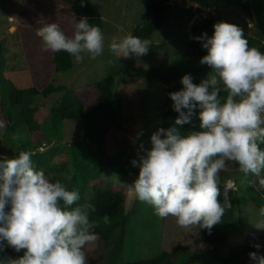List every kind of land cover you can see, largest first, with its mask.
Masks as SVG:
<instances>
[{
  "label": "clouds",
  "instance_id": "9594fccd",
  "mask_svg": "<svg viewBox=\"0 0 264 264\" xmlns=\"http://www.w3.org/2000/svg\"><path fill=\"white\" fill-rule=\"evenodd\" d=\"M73 22L72 36L56 22L37 28L45 50L67 52L78 63L85 55L101 56L105 47L101 29L90 25L87 17L77 22L73 16ZM213 29L212 36L204 32L190 37L206 50L199 63L211 71L199 84L193 83L191 74H184L183 87L168 94L178 115L170 127L151 134L150 149L139 145L143 154L131 161L139 168L138 176L128 185L157 217L171 216L183 229L198 226L209 234L232 207L228 190L223 192V203L218 199L220 174L229 162L245 176L259 178L258 187L264 188V52L250 47L243 29L235 24L221 21ZM150 47V40L129 34L113 38L109 50L117 57H135L139 63ZM222 92L226 97H221ZM194 116L198 129L193 125L183 134L182 127L192 124ZM142 135L141 130L133 143ZM11 138L17 141L20 136ZM32 156L31 151L12 158L0 156V253L8 247L23 251L16 258L0 257V264H89L85 249L100 238L94 231L97 222L90 219L95 206L79 203L77 190L51 181L34 166ZM258 215L261 219L252 225L264 231V207ZM102 219L104 224L110 222L107 215ZM252 246L257 251L248 253L250 261L264 264L261 245Z\"/></svg>",
  "mask_w": 264,
  "mask_h": 264
},
{
  "label": "rangeland",
  "instance_id": "374dc122",
  "mask_svg": "<svg viewBox=\"0 0 264 264\" xmlns=\"http://www.w3.org/2000/svg\"><path fill=\"white\" fill-rule=\"evenodd\" d=\"M99 6L103 18L105 37L104 52L96 59L85 55L83 62L71 57V66L56 70L52 62L53 52L45 50L36 29L44 23L56 22L66 35L74 32L73 16L69 5L59 0H0V87L15 89L36 87L41 89L51 83L64 85V89L47 95L34 94L31 106L34 111L24 113L22 120L11 130L0 129V156L12 158L21 151H31L35 163L46 158L49 166L45 171L56 180L64 183L69 190H77L81 199L88 200L95 186L118 188L126 194V230L124 234V259H142L160 254L174 244L181 243L191 254L194 251L210 248L208 242L199 236V228L186 230L179 227L174 217L162 219L154 214L153 208L139 201L128 185L137 178L139 168L131 161L138 159L139 145L151 148L150 137L158 129L161 117V103L166 86L158 78L127 76L118 81L117 92L123 101V125L111 130L97 145L83 134L80 119H62L58 129L53 128L56 113L68 105L70 97L77 96L88 108L100 100L94 84L113 67L151 68L158 63L169 61L162 72H169L172 61L185 52L190 37L194 33L193 24L206 17L221 21L237 20L245 35H258L255 17L250 18L239 7L213 8L202 10L186 0H170L172 10L165 24L156 29L151 37V47L147 55L125 59L117 57L109 50L113 38L131 34L134 25L150 16L149 0H93ZM193 75V73H189ZM209 73L200 76L207 77ZM211 74V73H210ZM182 70L173 71L175 80L181 79ZM143 135L133 143L136 134ZM53 133H55L53 135ZM18 134L20 139L12 140ZM84 140L95 152L91 167L98 174L91 176L89 171L75 173L70 144L74 140ZM43 149V152L40 149ZM264 149V144L261 145ZM84 150V149H83ZM2 158V157H0ZM90 160V157H86ZM232 165L231 162L226 168ZM264 178V173L261 174ZM253 182L257 187L250 186ZM259 178L248 175L231 180L226 184L236 189L238 203L234 205L237 227L218 245L222 255L239 251L254 237L264 241V231L253 225L261 219L259 209L264 207V188L258 187ZM221 193L223 189L220 187ZM80 199V200H81ZM253 224V225H252ZM90 263L106 264L110 249L98 240L87 247ZM184 259L177 260L180 264Z\"/></svg>",
  "mask_w": 264,
  "mask_h": 264
},
{
  "label": "trees",
  "instance_id": "16d2710c",
  "mask_svg": "<svg viewBox=\"0 0 264 264\" xmlns=\"http://www.w3.org/2000/svg\"><path fill=\"white\" fill-rule=\"evenodd\" d=\"M69 5L71 12L79 19L87 17L90 25L98 26L103 30V18L99 10V6L93 0H59ZM187 3L200 4L202 10L213 8H232L239 7L250 18L255 17L257 23L256 34L245 35L249 41L250 47H256L264 52V0H186ZM150 16L140 21L131 29V35L139 36L141 39H149L153 32L166 23L168 14L172 10L170 0H149ZM78 19V21H79ZM219 20L206 17L199 23L193 24L194 33L192 37L199 36L206 32L209 36L213 34V25ZM224 22V21H223ZM227 23L235 24L237 20H229ZM207 52L201 47L200 42L191 39L188 41L184 53L177 55L172 61L179 66H174L169 72H162V68H168L166 65L169 61H163L155 67H113L106 76L96 81L94 86L100 95V100L93 108L85 107L77 96L70 97L68 105L63 107L59 114L56 113L53 122L56 129L62 119L76 120L80 119L83 123V134L91 138L97 145L104 140L106 135L113 129H120L123 125V101L117 92L118 81L127 76L158 78L167 88L161 103V117L158 122L159 127H170L177 113L172 109V101L169 93L180 90L183 86L180 79L173 78V71L182 70L183 75L193 73V83L199 84L200 76L211 71L209 66L201 65L199 60ZM71 55L61 51L52 54V62L56 70L67 69L71 66ZM64 89V85H53L51 83L43 86L41 89L36 87H22L15 89H6L0 87V124H3L4 130H11L15 124L22 120V115L27 112L34 111L31 106L34 94L47 95L49 93ZM227 93H221V97H226ZM198 129L199 120L193 117L192 124L184 125L181 129L183 134H187L193 128ZM55 133H53L54 135ZM84 149V150H83ZM72 162L74 163L75 173L81 174L89 171L91 176L98 174L92 169L91 164L95 160V152L92 147L84 140H74L70 144V152ZM86 157H90L87 160ZM46 158L38 159L34 166L38 170H43L46 176L52 181L53 177L45 171V167L49 166ZM244 174L239 171V166L233 164L225 168L220 174V187L228 190V196L232 207L226 210L222 222L213 227L211 233L207 230L200 229L199 236L211 246L210 248L197 250L191 254L187 247L181 243L174 244L170 249L163 250L160 254L134 260L124 259V234L126 230V194L123 190L112 187L95 186L92 196L85 200L81 199L79 203L89 202L96 208L94 213L90 214V219L97 222L94 231L99 235V241L105 247L110 249L109 258L106 264H177V260L184 259L180 264H252L248 253L257 251L252 245L259 243L261 248L260 254L264 255V241L254 237L245 247L239 251H232L227 255H222L218 245L225 240V237L237 227V220L234 215V205L238 203V193L236 189L226 184L228 179L234 180L240 178ZM223 192L218 198L223 203ZM109 216L110 222L104 224L103 216ZM87 259L90 263V254L85 249ZM23 254V251L16 253L12 248H5L4 253H0V257L9 256L16 258Z\"/></svg>",
  "mask_w": 264,
  "mask_h": 264
},
{
  "label": "water",
  "instance_id": "95a60500",
  "mask_svg": "<svg viewBox=\"0 0 264 264\" xmlns=\"http://www.w3.org/2000/svg\"><path fill=\"white\" fill-rule=\"evenodd\" d=\"M197 5V7H200V4H196Z\"/></svg>",
  "mask_w": 264,
  "mask_h": 264
}]
</instances>
